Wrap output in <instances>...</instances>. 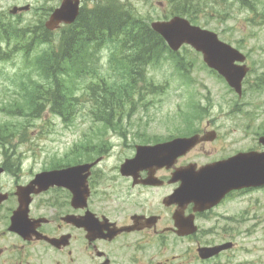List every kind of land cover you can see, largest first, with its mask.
<instances>
[{
  "label": "rangeland",
  "instance_id": "1",
  "mask_svg": "<svg viewBox=\"0 0 264 264\" xmlns=\"http://www.w3.org/2000/svg\"><path fill=\"white\" fill-rule=\"evenodd\" d=\"M61 1L0 0L8 7L31 4L29 12L14 18L10 16L8 22L15 30L27 28L33 33L49 10L60 5ZM85 1L88 2H85L86 6L93 4L90 0ZM117 1L124 6L132 5L149 24L154 20L173 16L172 12L177 4V0ZM252 1L260 13L264 12V0ZM197 3L198 24L217 32L222 40L247 55L250 71L244 80L243 95L240 97L223 78L211 70L200 53L185 46L177 53L185 60L184 73L168 54L163 55L159 61L150 63L145 69L146 77L150 82L160 85L162 90L159 93L147 92L139 98L136 96L126 106L123 105L121 110L124 116L121 118L122 122L118 120L117 124H108L94 117L93 102H84L83 97L79 107L71 112L74 117L64 118L47 104L38 116L27 114L26 109L30 108L27 104L22 113L9 114L5 110L8 103L24 105L25 85L43 80L42 72L33 61L43 49L57 43L58 37L56 33L53 37L55 41L37 43L36 33L23 34L16 31L18 39H12L9 45L3 46L4 51H11L10 54L6 58H0V131L4 132L9 128L10 134L13 133L10 140L18 141L14 149L26 157L37 158L36 163L35 160L26 161L24 171H36L54 156H67V166L84 161L94 149L91 145L103 142H108L111 146L106 166H112L114 156L118 155L113 146L121 139V133L115 130L122 125L127 128L129 124L150 125L153 131L161 134L191 135L205 126L216 129L221 138L214 146H226L225 152L202 156L203 162L238 149L263 147L259 137L264 135V86L258 88L257 84L264 75V20L262 17L256 19L255 11L240 0H198ZM36 43L38 46L35 47ZM29 44V51L22 49ZM13 47H16L14 51ZM111 49L110 44L99 49L101 55L96 62L100 63L98 74L108 79L120 80L111 75L112 55L117 59L123 57L119 56V48L113 53ZM96 79L95 75L81 78V91L88 93L87 88ZM1 149L4 147L0 145V151ZM10 182L12 180L7 176L8 187ZM221 211L226 216L211 223L217 225L211 228L205 242L218 243L231 239L236 242V246L216 260H197L195 264H264V188L248 192L237 200H230ZM182 246L185 250L189 244L183 243Z\"/></svg>",
  "mask_w": 264,
  "mask_h": 264
},
{
  "label": "flooded vegetation",
  "instance_id": "2",
  "mask_svg": "<svg viewBox=\"0 0 264 264\" xmlns=\"http://www.w3.org/2000/svg\"><path fill=\"white\" fill-rule=\"evenodd\" d=\"M85 2L81 0L83 7ZM8 11L10 8L0 2V17L7 19ZM124 126L115 130L121 139L113 146L118 155L112 166H106L111 148L108 142L92 144L94 149L87 159L75 163H92L85 183L89 190L85 202L74 200L67 188V173L50 186L36 181L43 171L67 168V156L50 157V162L38 170L24 171L25 162L36 163L37 158L15 149H1L0 264H195L197 260H216L236 246L231 239L207 244L205 238L217 225L211 223L226 216L221 210L230 200L256 188L231 190L217 204L205 208L201 202L184 197L180 188L187 171L195 176L210 166L212 175L220 174L224 166L218 164L223 160L264 147L238 149L203 162L202 156L218 155L226 148L214 146L221 134L205 126L193 133L205 139L184 153L167 147L137 157L140 145L193 134H161L150 125ZM16 142L0 141V145ZM7 176L12 180L9 187ZM19 209L20 226L14 230L12 217ZM183 243L189 244L185 250ZM224 243H233V247L201 258L202 247Z\"/></svg>",
  "mask_w": 264,
  "mask_h": 264
},
{
  "label": "trees",
  "instance_id": "3",
  "mask_svg": "<svg viewBox=\"0 0 264 264\" xmlns=\"http://www.w3.org/2000/svg\"><path fill=\"white\" fill-rule=\"evenodd\" d=\"M176 2L172 15H183L193 23H199L198 0ZM240 2L255 11L256 19L262 17L264 20V12L258 11L254 1L240 0ZM131 6H124L117 0H109L96 4L93 8L82 9L75 23L64 26L57 33V43L43 49L33 61L42 72L43 80L25 85L24 105L10 102L5 110L9 114L22 113V109L27 104L30 106L26 109L27 114L38 116L47 104L53 111L62 114L64 118H69L74 117L71 116V112L79 107L83 97L84 102L88 100L93 102L94 117L108 124H117L118 120L122 122L121 118L124 116L121 110L123 105L126 106L127 102L136 96L139 98L147 92L159 93L162 90L160 85L150 82L146 77L145 69L150 63H155L163 55L168 54L184 73L186 69L184 58L171 51L163 37L156 33ZM16 31L25 34L29 29L15 30L8 21L5 22L0 18V58H6L10 54L11 51H4L3 46L9 45L12 39H18L19 35ZM34 33L37 35V43L55 41L52 37L54 34L45 35L43 27H35ZM37 43L35 47L38 46ZM108 44L112 46V53L119 48V56L123 57L117 59L112 55L114 58L111 75L120 80L108 79L98 74L100 63L96 62L101 55L99 49ZM30 47L31 44L22 49L29 51ZM15 49L16 47H13L12 51ZM92 75L97 79L87 88L88 93L82 92L80 79ZM262 86H264V75L257 84L258 88ZM132 92L134 94H131ZM129 114L130 112L127 116ZM0 134V140L6 141H9L13 135L10 134L9 128L4 132L0 131Z\"/></svg>",
  "mask_w": 264,
  "mask_h": 264
},
{
  "label": "water",
  "instance_id": "4",
  "mask_svg": "<svg viewBox=\"0 0 264 264\" xmlns=\"http://www.w3.org/2000/svg\"><path fill=\"white\" fill-rule=\"evenodd\" d=\"M29 8L30 5H26L15 7L12 11L17 12ZM79 13L80 0H63L46 21V26L50 30H54L61 23H72L77 19ZM151 26L167 40L171 49L178 51L182 45L189 44L197 51L202 52L204 61L223 75L240 95L242 94V81L249 67L246 64L237 63L246 60L245 54L240 50L222 41L217 33L194 25L189 19L182 16L177 15L169 20L153 21ZM199 140L200 136L194 135L177 138L172 142L157 146H139L137 157L149 155L157 148L170 145L177 146L182 152H186ZM260 142L264 144V136L260 137ZM221 163L218 165L224 167L220 174L212 175L210 166L205 167L200 172L201 174L195 176H191L190 173H187L188 171L185 172L184 184L180 188L184 197L201 202L204 205L202 208H205L217 204L227 192L233 189L264 186V151L242 152ZM91 165H77L67 169L43 172L37 175L36 181L47 183L50 186L58 180L64 179L65 173H67V187L73 191L74 200L85 202L88 194L85 183ZM19 212L17 210L12 218L11 228L14 230L20 226ZM230 246L231 244L202 247L200 253L203 258H207Z\"/></svg>",
  "mask_w": 264,
  "mask_h": 264
}]
</instances>
